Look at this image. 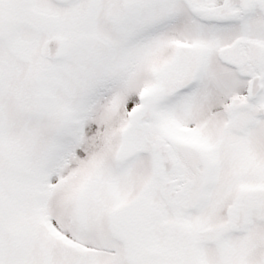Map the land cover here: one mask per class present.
Instances as JSON below:
<instances>
[{"label":"snow or ice","instance_id":"1","mask_svg":"<svg viewBox=\"0 0 264 264\" xmlns=\"http://www.w3.org/2000/svg\"><path fill=\"white\" fill-rule=\"evenodd\" d=\"M0 264H264V0H0Z\"/></svg>","mask_w":264,"mask_h":264}]
</instances>
